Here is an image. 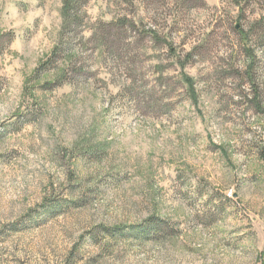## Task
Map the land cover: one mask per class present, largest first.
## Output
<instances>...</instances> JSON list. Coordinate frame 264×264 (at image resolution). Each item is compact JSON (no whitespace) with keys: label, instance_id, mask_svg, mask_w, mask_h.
<instances>
[{"label":"rangeland","instance_id":"rangeland-1","mask_svg":"<svg viewBox=\"0 0 264 264\" xmlns=\"http://www.w3.org/2000/svg\"><path fill=\"white\" fill-rule=\"evenodd\" d=\"M67 1L0 0V264H264V0Z\"/></svg>","mask_w":264,"mask_h":264},{"label":"trees","instance_id":"trees-1","mask_svg":"<svg viewBox=\"0 0 264 264\" xmlns=\"http://www.w3.org/2000/svg\"><path fill=\"white\" fill-rule=\"evenodd\" d=\"M71 1V0H70ZM70 1H67L66 3H65V9H68V6H69V4H68V2H70ZM244 38H247V34H244ZM186 82H188L190 85H191V80L190 79H188V78H186Z\"/></svg>","mask_w":264,"mask_h":264}]
</instances>
